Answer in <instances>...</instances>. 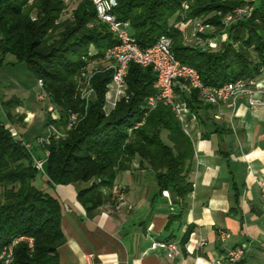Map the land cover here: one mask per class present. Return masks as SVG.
Segmentation results:
<instances>
[{"label":"trees","instance_id":"1","mask_svg":"<svg viewBox=\"0 0 264 264\" xmlns=\"http://www.w3.org/2000/svg\"><path fill=\"white\" fill-rule=\"evenodd\" d=\"M183 2L188 9L182 19ZM245 5L253 6L252 11L225 26L224 18ZM113 13L128 24L130 36L143 49L168 36L175 58L196 69L204 85L220 87L254 78L264 65V0H116ZM193 19H204L203 25H209L195 34L198 43L225 35L219 48L185 43L178 23ZM115 43L89 0H0V66L7 56L24 63L59 112L58 120L47 115L45 123H53L62 135L51 137L44 147L47 183L91 182L77 192L76 200L92 217L100 206L115 202L110 190L116 178L138 159L153 173L158 193L167 191L180 209L169 215L165 228L169 230L171 222L180 219L192 191L189 174L194 150L171 107L158 104L144 117L146 98L156 94L155 73L129 64L125 95L109 112L104 106L111 70L99 69L91 77L92 101L82 99L79 92L81 71L89 61H102ZM176 93L190 112L205 107L195 91L187 94L176 88ZM17 104V99L0 103V251L15 238L28 237L31 245L20 240L13 247L11 264H59L58 249L65 242L62 207L35 185L41 174L11 132L10 127L21 121L12 113ZM73 114L77 120L68 126ZM188 235L189 231L181 245Z\"/></svg>","mask_w":264,"mask_h":264},{"label":"crops","instance_id":"2","mask_svg":"<svg viewBox=\"0 0 264 264\" xmlns=\"http://www.w3.org/2000/svg\"><path fill=\"white\" fill-rule=\"evenodd\" d=\"M183 30L189 37V27ZM208 42L211 46V40ZM24 90L20 94L6 90L5 98L18 100L12 113L22 117L10 129H17L25 142L34 143L33 151L42 157L35 141L46 133L38 124L45 125L47 114L36 112L35 102L44 99L37 96L33 102L31 93ZM256 96L264 101V96ZM26 99L28 104L22 101ZM203 106L197 113L186 108L182 116L194 150L189 174L192 191L180 219L171 222L169 230L165 229L169 215L180 209L171 203L169 194L158 193L153 173L140 166L138 159L114 183L123 187L126 204L105 203L92 217L76 200L77 192L91 182L52 186L45 175L38 176L35 185L62 207L65 242L58 249L59 264H228L225 254L237 246H244L245 253L235 264H264V199L260 192L264 185V104L250 107L242 97L234 109L225 104ZM219 231L228 235L224 242ZM169 235L179 247V255L171 259L158 246ZM200 237L206 239L202 248L198 247Z\"/></svg>","mask_w":264,"mask_h":264},{"label":"built area","instance_id":"3","mask_svg":"<svg viewBox=\"0 0 264 264\" xmlns=\"http://www.w3.org/2000/svg\"><path fill=\"white\" fill-rule=\"evenodd\" d=\"M64 1L65 3H70L74 0ZM89 1L95 8L97 19L108 26L110 32L116 39V43L106 50L103 59L108 64L106 69L111 70V82L108 84V91L106 92V103L111 104L112 108L115 106L116 102L125 95V78L127 76L128 66L131 63L141 67L151 68L156 76V94L146 98L144 117H146L158 104H163L171 107L178 118L182 120L183 113L186 111V106L182 101L178 102L179 94L176 93V88L178 91L187 94L195 91L203 103L211 106L225 104L231 109H234L236 101L242 97H246L250 107L264 104V101L256 96V94L264 96V85L261 83L264 82V65L260 67L258 75L254 78L238 79L220 87L204 85L196 69L181 63L175 58L171 49V39L168 36H160L154 44L143 49L130 36L128 24L118 20L114 15L113 10L116 6V0ZM181 7L187 10L188 4L183 2ZM252 9L253 6L251 5H245L235 9L231 14L226 16L223 22L224 25L227 26L237 17L247 15ZM206 28H209V25L198 24L195 28L193 27L195 33H201ZM93 74V71L86 74L84 69L80 73V79L85 80L84 87L79 91L81 92L80 95L82 99L86 100L87 96L93 93L90 86V80ZM259 78L260 80H258ZM38 86L41 87V82H38ZM113 89L115 90L114 95L111 93ZM45 96L46 93L43 91L38 96V99L43 100ZM108 100H112V102H108ZM47 115L52 121L58 120V109L51 105L47 111ZM76 120L77 116L74 114L71 115L69 117L68 126H72ZM142 123L143 121L136 124L134 128L142 125ZM46 127L48 129L47 137H39L35 141V145L42 151V157L35 154L33 151L34 145L25 142L21 137L17 136L16 133H12L31 154L33 166L41 175H45L44 168L48 155L44 148L45 145L49 143L51 137L58 139L62 136L53 123L47 124ZM260 192L262 199H264V185L260 186ZM110 194L116 203L126 204V194L122 186L114 184L110 190ZM163 194L168 196L167 191H164ZM127 207L131 209L130 205H127ZM218 235L221 242H224L228 237L223 231H219ZM20 240H26L29 245L32 243V239L28 237L13 239L0 251V264H11L13 247ZM205 243L206 239L200 237L198 240V247L202 248ZM158 246L166 251L167 257L170 259L179 255V247L174 241L160 242ZM244 253V246H237L227 250L224 259L228 264H235L241 261Z\"/></svg>","mask_w":264,"mask_h":264},{"label":"rangeland","instance_id":"4","mask_svg":"<svg viewBox=\"0 0 264 264\" xmlns=\"http://www.w3.org/2000/svg\"><path fill=\"white\" fill-rule=\"evenodd\" d=\"M246 1H252V0H246ZM187 3V2H186ZM72 5V4H70ZM68 6V9L70 10V7L71 6ZM183 16H182V19L185 18V15H186V11L185 9H183ZM69 15V12L67 15H65L64 17H67ZM226 18V17H225ZM224 18V20H225ZM223 20V22H224ZM203 21L204 19H193V20H186L184 22H179L178 23V26L184 28V27H189V37L186 36V33H185V43L186 44H194V43H198V40H195L196 36H195V32H194V29L193 27L195 28V26H197L198 24H203ZM229 25V24H228ZM212 29V28H210ZM209 29V30H210ZM184 31V30H183ZM222 36V40L221 38L219 37L218 39H208L207 41L205 42H199L198 44L201 45V47H209L210 49L212 50H216L217 48H219L220 46V43L225 40V35H221ZM224 37V38H223ZM211 40V43L212 45L210 46L208 43V41ZM214 41V42H213ZM107 62L105 60H102V61H89L87 66L85 67L84 69V72L89 73V72H100L99 69L103 70V69H106L107 67ZM79 82H78V88H79V91L81 88L84 87L85 85V80H82L80 79L79 77ZM26 89L24 91H27L30 92V97L32 98V100L34 99L35 101H37L36 97L39 96L43 90L41 89V87L38 86L37 84V81L33 78V76L28 72L27 68H26V65L24 63H16L13 59L12 56H7L3 62V64L0 66V103L2 101H7L9 99H14V97H11V98H5L8 94V92L6 91L8 89V91H12L14 94H20L21 93V90L23 91V89ZM81 94V92H80ZM6 95V96H5ZM94 92L91 94V95H88L87 96V102H90L94 99ZM106 97V95H105ZM33 100V102H35ZM24 102V104H28L29 101L28 99L26 100H22ZM105 101H107V99L105 98ZM180 101V98L178 97V102ZM108 102H112V100H108ZM35 104L37 105V108H36V112L38 113H42L45 115L47 114V111L49 109V107H51L50 103H49V100H48V97L45 96L44 100L41 101V102H35ZM109 104H107L105 102V111L106 112H109L111 110V107H108ZM2 115V120L5 121V117ZM15 118H17V115L15 116ZM22 118V117H21ZM45 119V118H44ZM17 124V123H16ZM39 125H42V130L44 131L43 133L44 136L43 137H47L48 135V129L47 127L44 125V123L42 124H38ZM44 125V126H43ZM12 133H16L17 136L20 137V135L18 134V131L17 129L14 130L12 129L11 130ZM34 143H32L33 145ZM151 174V179L153 180V175L152 173L150 172Z\"/></svg>","mask_w":264,"mask_h":264}]
</instances>
